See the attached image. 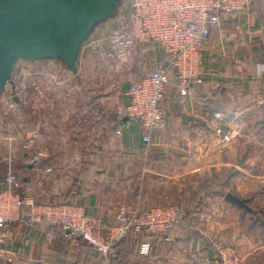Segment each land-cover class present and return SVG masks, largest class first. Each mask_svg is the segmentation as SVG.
I'll return each mask as SVG.
<instances>
[{"label":"crops","instance_id":"obj_1","mask_svg":"<svg viewBox=\"0 0 264 264\" xmlns=\"http://www.w3.org/2000/svg\"><path fill=\"white\" fill-rule=\"evenodd\" d=\"M91 41L72 75L58 59L34 61L38 78L49 77V96L31 88L6 113L8 86L0 100V189L12 171L20 189L40 201L74 202L110 222L122 208L184 200L180 221L165 237L125 240L106 260L84 243H67L57 226L17 220L0 243V264H213L220 245H232L241 264H264V0H251L249 11L234 13L206 39L203 83L193 82L184 95L171 74L162 101L167 124L150 131L149 144L141 122L123 123L116 108L127 101L129 83L167 64V54L140 45L133 58L149 56L147 65L132 63L129 80L118 85L91 74L95 52L105 56L88 48ZM26 100L35 103L28 107ZM30 136L36 144L26 150L22 142ZM229 192L249 208L227 200ZM143 238L152 243L149 254L139 252Z\"/></svg>","mask_w":264,"mask_h":264},{"label":"built area","instance_id":"obj_2","mask_svg":"<svg viewBox=\"0 0 264 264\" xmlns=\"http://www.w3.org/2000/svg\"><path fill=\"white\" fill-rule=\"evenodd\" d=\"M250 7L251 0H131L125 17L106 37L108 47L104 48L101 39L88 44L89 49L99 48L106 57L122 62L131 61L140 45H157L169 56V64L153 68L130 82L124 91L127 101L116 108L118 117H131L141 122L145 130L144 143L151 142L150 131L167 124L162 101L171 82L170 69L173 67L176 71L178 87L184 95L189 93L193 82L203 83L206 39L223 21L234 13L249 11ZM34 64L26 60L16 63L15 84L12 93L7 95L6 113L16 109L15 96L26 98L31 88L39 92ZM214 116L222 119L224 113L216 111ZM117 132L121 133V129ZM224 138L230 140L227 134ZM35 144L36 138L30 136L23 140L22 147L31 150ZM41 156V152L33 154L31 162L38 161ZM5 183L6 188L0 189V243L10 239L13 221L20 220L28 226L46 223L59 227L67 243H84L110 260L117 256L125 240L147 234L165 237L181 218V206L172 203L132 210L122 208L110 222L85 213L74 202L40 201L29 188L20 189L19 176L15 172L7 174ZM139 243L141 254L151 253L152 243L148 238ZM241 262L242 258L232 245H220L213 264Z\"/></svg>","mask_w":264,"mask_h":264},{"label":"water","instance_id":"obj_3","mask_svg":"<svg viewBox=\"0 0 264 264\" xmlns=\"http://www.w3.org/2000/svg\"><path fill=\"white\" fill-rule=\"evenodd\" d=\"M122 1L0 0V100L9 85L14 87L19 60L58 59L76 73L83 44L98 24L116 15ZM226 198L249 208L246 200L230 192Z\"/></svg>","mask_w":264,"mask_h":264},{"label":"rangeland","instance_id":"obj_4","mask_svg":"<svg viewBox=\"0 0 264 264\" xmlns=\"http://www.w3.org/2000/svg\"><path fill=\"white\" fill-rule=\"evenodd\" d=\"M130 2H131V0H123L119 9H118V12L116 13V15L114 17L110 18L109 20H107L106 22H103L102 24H100L96 28V30L93 32V34L91 35V40L96 41L98 39H101L103 45L105 46L104 48H107L108 43H107L106 37L119 24V22L125 17V15L128 12V7L130 5ZM94 56H95L94 57L95 59L94 58L93 59L95 60V62L92 61V63L96 65L95 66L96 68L93 70V73H91V74L95 75V77H103V78L107 79V81H110V82L118 84V85H121L123 82L129 80V73L132 70L131 69L132 63H134L135 67L138 66L139 68H142V66L147 65V62L149 60L148 55H147L148 58H146V59L145 58H140V59L138 58V60H137V59L132 58L131 61H128V62H122V61H119L115 58L105 57L102 54H100L99 52H95ZM151 60H152V57H150V61ZM40 61L41 62H37L36 64L43 65V64L49 63V59L48 60H40ZM38 79L41 81V85H39L40 90L36 94V96L41 97V98L49 96V77H45V75H40ZM39 80H38V82H39ZM73 80H74V78H73ZM59 93H61V90L59 91ZM5 95H7V92L4 94V96ZM34 103H35L34 101H27L26 100L25 106L30 107ZM41 110H42V108H41ZM8 119H9L8 122H10V123L14 122V118L12 115L9 116ZM61 122H59L58 124L61 125L62 124ZM174 203H177L182 207L183 204H185V201L181 200V201H176ZM170 204H172V203H170Z\"/></svg>","mask_w":264,"mask_h":264},{"label":"trees","instance_id":"obj_5","mask_svg":"<svg viewBox=\"0 0 264 264\" xmlns=\"http://www.w3.org/2000/svg\"><path fill=\"white\" fill-rule=\"evenodd\" d=\"M167 64H169L170 63V58H169V56L167 55ZM67 68V70L69 71L68 73H70L71 75L72 74H74L75 72H73L71 69H69L68 67H66ZM170 71H171V74H174V75H176V77H177V74H176V71L174 70V68L172 67L171 69H170ZM75 80H77L78 78L77 77H75L74 78ZM93 249V248H92ZM94 250V249H93ZM95 251V250H94Z\"/></svg>","mask_w":264,"mask_h":264}]
</instances>
